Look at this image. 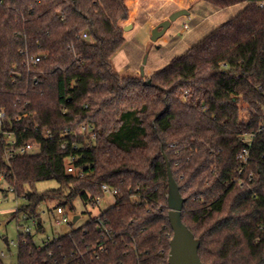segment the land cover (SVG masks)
Masks as SVG:
<instances>
[{"label": "trees", "instance_id": "1", "mask_svg": "<svg viewBox=\"0 0 264 264\" xmlns=\"http://www.w3.org/2000/svg\"><path fill=\"white\" fill-rule=\"evenodd\" d=\"M204 1L245 6L150 75L125 76L113 56L126 40V0H0L3 127L18 144L42 137L39 152L9 158L0 137V172L27 199L13 216L39 219L38 206L55 200L75 210V199L103 195V183L120 188L112 206L48 243L21 232L18 264H168L166 157L203 262L264 264V131L242 171L237 157L242 131L264 121V0ZM82 123L93 125L89 135L73 133ZM48 179L60 186L38 191Z\"/></svg>", "mask_w": 264, "mask_h": 264}, {"label": "rangeland", "instance_id": "2", "mask_svg": "<svg viewBox=\"0 0 264 264\" xmlns=\"http://www.w3.org/2000/svg\"><path fill=\"white\" fill-rule=\"evenodd\" d=\"M126 2L129 6V17L122 21V25L131 24L132 27L128 30L124 29L125 43L113 56L117 58L126 50L128 55L125 62H122L124 70L121 73L125 76H141L140 67L146 56L145 76L150 75L163 67L172 57L184 53L215 27L235 16L245 6V3H238L226 8H219L204 0H126ZM180 8L188 9L189 14L181 15L172 21L166 32L153 41L151 39L153 27ZM185 23L189 26L187 31L181 30ZM115 64L117 65V62ZM249 109L246 102H241L243 118L249 115ZM59 186V182L55 179L38 181L35 185L38 191L54 189ZM227 197L230 201H235V196L232 194L227 193ZM0 200V255L3 264H18L19 234L25 231L27 225L31 226L34 240L43 244V241L48 237L54 238L72 228L84 225L90 217L98 216L115 203V196L108 192L101 197L99 204L88 205H85L80 198L75 199V210L68 205L65 206L71 222L62 225H56L54 221L59 201L42 202L38 206L42 218L40 230L32 224V219H24L22 213L19 216H13L14 210L26 204L27 199L23 195L18 196L15 191L10 189V185L1 172ZM77 214L80 217L76 222H73V217Z\"/></svg>", "mask_w": 264, "mask_h": 264}, {"label": "built area", "instance_id": "3", "mask_svg": "<svg viewBox=\"0 0 264 264\" xmlns=\"http://www.w3.org/2000/svg\"><path fill=\"white\" fill-rule=\"evenodd\" d=\"M189 29V26L187 23H185L182 27L181 30L187 31ZM84 37H87V33H84ZM31 59L33 60V62H37L40 59V56H32ZM187 92L184 93V97H186ZM5 110L3 107L0 106V137H4L6 138V141L8 142V150L6 152V157L9 158L11 156H13L15 153L20 152V153H36L39 152L42 146V137L40 133H35V134H25L23 136L22 141L18 144L16 138L14 137V134L12 133V131L8 130V129H4V120H5ZM22 118L21 116H18L17 119ZM250 119V115H248L245 120L248 121ZM93 130V125H91L90 123H82L80 125H78L73 133L74 134H84V135H89L91 133V131ZM67 131H69V129H67ZM260 131H264V121L261 123L259 129L256 131H242L241 136H242V140L247 144L239 153H238V158L243 162V168L240 169V171H242L244 168H246L252 158L251 155V146L253 144L254 138L256 137L257 133ZM49 138V143L53 144V137L52 135L48 136ZM62 146H66L65 142H62ZM75 159V156H71L70 157V162H69V166H68V170L70 172H76L77 169L76 167L73 165V160ZM241 183H244V181L241 179ZM11 190L14 191V187H10ZM102 190L105 193H112L115 196V202H116V197L117 194L120 191V188L117 186H113L111 184L108 183H103L102 184ZM103 194V195H104ZM103 195H98L96 197L93 198V201L91 204H99L101 197H103ZM1 202V200H0ZM254 206H250L252 208V210L256 213L260 210V206L258 204H256L255 202ZM23 218L24 219H32V224L34 226L37 227L38 225V221L39 219H37L35 216H31L28 213L24 212L22 213ZM54 221L56 225H62V224H66L71 222V218L68 215V212L65 210V206L64 205H57V214L54 217ZM98 221L100 223V227L102 228V232L103 234H105L106 236L108 235V237H112V230L109 229L104 223L103 221L98 218ZM42 223V218L41 221H39ZM24 234H31V226L27 225L25 228V231L23 232ZM52 238L48 237L47 239H45L43 241V243H48ZM106 244H102L100 245V251L105 250Z\"/></svg>", "mask_w": 264, "mask_h": 264}, {"label": "water", "instance_id": "4", "mask_svg": "<svg viewBox=\"0 0 264 264\" xmlns=\"http://www.w3.org/2000/svg\"><path fill=\"white\" fill-rule=\"evenodd\" d=\"M189 14L186 8H180L173 11L168 18L162 20L152 29L151 39L156 41L161 37L172 21L176 20L179 16ZM132 27L131 24L125 25L124 29L128 30ZM147 63V56L140 67V72L145 75V64ZM169 192H168V207H169V220L173 229V236L170 241V252L168 264H206L201 259L199 254L200 239L196 238L192 230L185 224L182 218L185 198L183 197L180 187L173 176L170 163L166 157ZM80 215L73 217V222L79 219ZM41 221V218L39 219ZM6 241L7 238H6Z\"/></svg>", "mask_w": 264, "mask_h": 264}, {"label": "crops", "instance_id": "5", "mask_svg": "<svg viewBox=\"0 0 264 264\" xmlns=\"http://www.w3.org/2000/svg\"><path fill=\"white\" fill-rule=\"evenodd\" d=\"M127 52H126V50L125 51H123L121 54H120V56L119 57H117V58H114L113 57V60H114V63H116L117 62V65L115 64V66H117L116 68H117V70L120 72V73H122L123 72V67H124V65H122V62L124 61L125 62V60H126V57H127ZM129 58V57H128ZM130 60V59H129ZM132 62V61H131Z\"/></svg>", "mask_w": 264, "mask_h": 264}]
</instances>
